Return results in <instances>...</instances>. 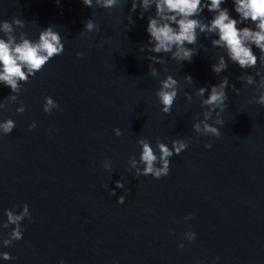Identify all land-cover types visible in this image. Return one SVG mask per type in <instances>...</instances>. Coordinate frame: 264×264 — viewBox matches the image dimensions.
Listing matches in <instances>:
<instances>
[{"label":"water","instance_id":"water-1","mask_svg":"<svg viewBox=\"0 0 264 264\" xmlns=\"http://www.w3.org/2000/svg\"><path fill=\"white\" fill-rule=\"evenodd\" d=\"M14 16L30 39L52 25L64 51L22 86L25 111L3 112L16 127L0 138V218L4 208L24 203L32 218L22 222L23 238L2 249L15 259L0 264H210L216 257L217 264H264L263 107L226 87L220 137L196 134L191 124L202 109L195 90L219 79L166 54H158V76H151L153 54L139 51L146 23L122 2L105 10L80 0H0V19ZM89 18L99 32L79 34ZM169 74L178 95L165 115L155 92ZM8 95L0 86V99ZM46 95L59 110L42 112ZM138 138L153 145L183 138L188 147L171 158L167 176L136 177L127 160L138 153ZM117 180L124 189L110 196ZM189 226L192 243L183 240Z\"/></svg>","mask_w":264,"mask_h":264},{"label":"clouds","instance_id":"clouds-1","mask_svg":"<svg viewBox=\"0 0 264 264\" xmlns=\"http://www.w3.org/2000/svg\"><path fill=\"white\" fill-rule=\"evenodd\" d=\"M59 4L60 0H55ZM83 6L93 9L101 8L110 10L121 3V0H80ZM229 0H131L129 12H135L139 7L138 18L143 19L144 13L152 10L147 18L145 32L147 42L140 46L139 51L152 53L147 56L151 61L149 74L158 76L156 68L152 64L162 63L161 55L166 54L169 59L181 62H191L197 53L198 38L203 35L210 39L212 48L221 50L222 54L216 57L210 69L217 77L228 67V63L237 65L240 69H256L257 62L264 67V0H230L233 16L229 9L222 7ZM207 10L209 16L206 18L202 13ZM128 24H132L131 15L127 17ZM24 20L13 17L10 21L0 19V86L9 89V95L0 99V138L11 135L16 127V121L11 116H4L5 110L14 114L25 111L23 101L18 96L23 91V85L30 78L39 73L53 58L63 54L64 43L60 33L52 25L41 28L35 39H30L23 31ZM99 26L89 18L83 23V30L79 33L99 32ZM259 51V57L253 49ZM83 53L76 52L77 57ZM253 74L238 77L244 84L253 85L259 90L253 101L264 107V74L259 69ZM186 83H192L190 75L183 77ZM226 87H231L228 78L222 77L216 84L207 87H199L195 95L200 98L202 109L199 120L191 124L193 131L198 135L220 137L219 125H222L221 113L225 109L228 99ZM238 93V89H235ZM207 93V95H205ZM178 95V81L172 75H165L159 80V87L155 92L159 111L165 115L169 114L174 101ZM186 101L192 97L185 93ZM15 102L17 106L12 109L7 106ZM41 110L50 114L53 110H59V105L51 96L43 97ZM211 121V123L209 122ZM36 122L27 125L29 131L36 128ZM115 136H120L119 128H114ZM139 151L136 155L128 157L127 164L133 175L151 176L160 179L169 174L171 158L179 156L188 147L183 138H174L169 143L157 140L155 144L147 138L136 140ZM211 143H205L204 148H211ZM105 170L111 169L108 160L102 162ZM114 189L110 190V196L115 195V189H124L121 180L114 182ZM127 191V190H125ZM125 194L120 195L116 203L123 204ZM31 213L27 203L21 204L17 210L4 208L0 218V262L11 261L15 258L2 249L11 247L13 242L23 238L22 222L31 220ZM192 218L188 213L184 219ZM3 230H8L3 232ZM196 239V233L191 226L183 233V240L192 243ZM183 241L177 244L178 249H183ZM219 258H214L210 264H217ZM58 264H64V260H58ZM194 264H200L195 261Z\"/></svg>","mask_w":264,"mask_h":264}]
</instances>
